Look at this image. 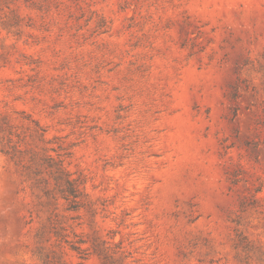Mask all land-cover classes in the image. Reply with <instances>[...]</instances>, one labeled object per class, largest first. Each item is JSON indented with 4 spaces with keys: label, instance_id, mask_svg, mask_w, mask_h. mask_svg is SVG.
Segmentation results:
<instances>
[{
    "label": "rangeland",
    "instance_id": "obj_1",
    "mask_svg": "<svg viewBox=\"0 0 264 264\" xmlns=\"http://www.w3.org/2000/svg\"><path fill=\"white\" fill-rule=\"evenodd\" d=\"M0 264H264V0H0Z\"/></svg>",
    "mask_w": 264,
    "mask_h": 264
}]
</instances>
